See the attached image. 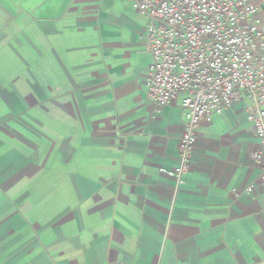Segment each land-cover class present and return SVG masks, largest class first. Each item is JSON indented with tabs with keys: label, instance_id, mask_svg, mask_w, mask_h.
Instances as JSON below:
<instances>
[{
	"label": "crops",
	"instance_id": "obj_1",
	"mask_svg": "<svg viewBox=\"0 0 264 264\" xmlns=\"http://www.w3.org/2000/svg\"><path fill=\"white\" fill-rule=\"evenodd\" d=\"M147 26L128 0H0V264H264L249 102L167 176L184 115L148 96Z\"/></svg>",
	"mask_w": 264,
	"mask_h": 264
},
{
	"label": "built area",
	"instance_id": "obj_2",
	"mask_svg": "<svg viewBox=\"0 0 264 264\" xmlns=\"http://www.w3.org/2000/svg\"><path fill=\"white\" fill-rule=\"evenodd\" d=\"M148 19L149 98L165 108L180 101L184 131L179 163L167 176L183 182L198 131L247 100L264 186V18L257 0H128ZM255 185L246 188L253 193ZM125 264V263H113Z\"/></svg>",
	"mask_w": 264,
	"mask_h": 264
}]
</instances>
